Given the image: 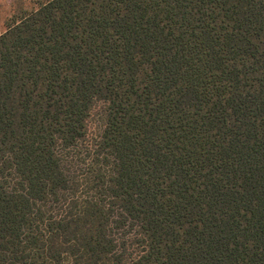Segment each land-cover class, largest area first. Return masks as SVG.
<instances>
[{
  "label": "trees",
  "instance_id": "obj_1",
  "mask_svg": "<svg viewBox=\"0 0 264 264\" xmlns=\"http://www.w3.org/2000/svg\"><path fill=\"white\" fill-rule=\"evenodd\" d=\"M0 264H264V0H36L0 31Z\"/></svg>",
  "mask_w": 264,
  "mask_h": 264
},
{
  "label": "rangeland",
  "instance_id": "obj_2",
  "mask_svg": "<svg viewBox=\"0 0 264 264\" xmlns=\"http://www.w3.org/2000/svg\"><path fill=\"white\" fill-rule=\"evenodd\" d=\"M36 0H0V31L3 32L16 15L34 6Z\"/></svg>",
  "mask_w": 264,
  "mask_h": 264
}]
</instances>
